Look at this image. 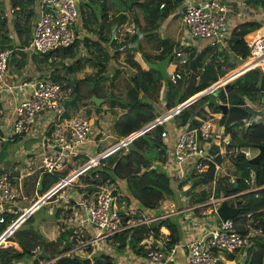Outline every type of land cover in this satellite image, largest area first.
Segmentation results:
<instances>
[{"label": "built area", "instance_id": "2783aa9c", "mask_svg": "<svg viewBox=\"0 0 264 264\" xmlns=\"http://www.w3.org/2000/svg\"><path fill=\"white\" fill-rule=\"evenodd\" d=\"M254 1L260 2L262 0ZM77 2L78 0H37V17L32 26L28 47L40 55H46L47 60L51 63L60 60L61 56L58 48L70 45L76 37L75 23L80 16ZM163 5L164 3L160 6L162 7ZM17 9L14 6L6 10L0 9V16L4 19L11 14H15ZM229 11L230 9L224 0H205L202 2L184 0L180 12L185 26V39H206L207 45L213 49L212 55L217 51H221L222 55L225 50L231 52L229 43L234 28L232 27V17ZM138 30L135 23L129 28L132 34L139 35ZM112 33L113 38H118V35L114 32ZM138 44L137 41L130 40L129 43L124 44L119 50L126 53L129 50L128 52L136 54L139 52L137 49ZM184 45L190 46V43L187 41L183 42L180 47ZM248 45L250 54L241 62L231 52L232 57H235L238 62V66L236 69L234 68L235 71L243 68L245 71L264 65V31L261 34H256L248 42ZM173 51L176 55L175 66L170 70L168 65V79L172 83H178L180 79H185V70L180 65L181 63L184 65L186 62L188 63L191 55L183 48H174ZM10 53V49L0 48V81L6 74ZM204 68L202 66L203 70ZM196 78L198 79L200 76L196 75ZM24 84L30 87L31 90L22 94L20 101L11 111L9 116L11 118L10 125L4 126L0 122V139L14 138L15 136L32 138L39 135L41 139L38 142L43 149L39 163L42 173L55 172L70 166L77 160L89 159L92 155V152L89 153L88 151L90 143L93 142L94 148L97 149L102 139H96L98 131H96L94 119L80 114L72 117L65 114L63 102L64 99L70 98L71 89H62L59 82L46 77L38 78L34 81L24 80ZM222 86V84L218 85L214 89ZM1 105L2 103H0V108ZM249 105L252 106L250 103ZM182 108L184 106L175 111V113ZM254 110L248 117L244 118V126L252 122H264V106ZM165 119L160 120L159 123L165 121ZM212 122V120L203 119L195 115L193 119L184 124L173 123L172 132L174 134L172 136H170L171 132L167 128L161 131V138L167 145V159L163 163V167L174 184L179 185L180 183L189 182V185H182L180 190H178L181 196L186 195V192L192 188L190 186L191 177L204 173L212 163L215 165L213 180L200 186L207 192L209 190L214 191L221 182L225 183L222 179L224 176L220 175V170L223 167L224 160L227 159L226 157H236L239 154H243L245 159H248L255 154L252 153L251 147L229 145L230 136L218 130V127L222 125H218L215 122L213 124ZM156 124L158 123L150 126L147 130ZM129 135L126 138L123 137L124 139L118 137L117 142L111 143L112 146L110 148L127 145L132 139H127V137L132 136V134ZM215 145L218 146L217 151L213 150ZM110 148L103 152L101 157L108 154L111 150ZM216 154L222 156L223 160L221 162L216 160ZM97 157L90 159L87 164H91L101 158ZM245 169H248V175L244 176L242 174L241 177H243V181L248 187L246 190L261 188L262 186L257 185L255 182L256 173L254 168L246 167ZM81 173L83 171L78 169L77 178ZM12 175L16 178L11 172L0 171V223L6 222L7 213L22 216H28L30 213V210L20 205V200L27 198V194L24 191V183L22 182L25 175L17 177L18 182L12 180ZM226 176L228 177L225 184L229 187L240 181H238L236 170L233 173H227ZM117 179L98 186L97 190L92 192L77 190L81 193L79 197L72 193L73 184L69 183L71 181L64 184L61 182L41 196L43 203L62 199V202L56 203V207L71 209L70 214L62 218L65 223H68L69 228L73 229L72 237L76 241L69 250L82 249L89 251V247L93 243H98L101 239L121 233L127 225H131L127 224L131 216L141 212V209L136 210L130 204V201L128 203L125 197L127 195H125L123 189L118 187ZM67 186L68 189H66ZM81 186L85 187V184H81ZM64 189H66V193L68 190L70 193L57 196ZM74 191H76L75 188ZM36 192H38L37 188ZM241 192H231L229 195H222L218 198L214 194L210 195V200L206 204L212 205L211 209L206 208L202 211V214L213 213L216 217L215 222L211 226L202 228L198 233H194L192 228L197 229L200 226L199 221L196 220L197 224L187 226L186 229L191 230L188 232L189 236L182 243V246L184 247L188 264H219L220 261L226 264V253L237 255L243 249V253L246 255V248L253 243L255 236L263 235V229L253 226L250 224L251 221L247 223V229L244 232L238 229L234 218H222L218 215L217 208L220 203L224 199L234 197ZM184 200L188 202L186 197H184ZM201 205L203 204L197 206ZM173 213L179 212L164 213L162 211L158 215L150 217L149 221H152L149 226L157 219ZM126 216L129 217L124 223ZM184 219L187 221L188 216L184 215ZM85 224H90L94 228L93 233L91 232L93 235L89 238H87L83 228ZM143 244L145 259L133 260L127 264L175 263L178 242H173L170 231L168 228L166 230L165 226L160 228L157 235L150 233ZM37 264H52V262L40 259Z\"/></svg>", "mask_w": 264, "mask_h": 264}, {"label": "trees", "instance_id": "16d2710c", "mask_svg": "<svg viewBox=\"0 0 264 264\" xmlns=\"http://www.w3.org/2000/svg\"><path fill=\"white\" fill-rule=\"evenodd\" d=\"M94 1L95 0H86V4H88L92 9L94 6L99 9V13L93 11L90 16H86L84 23L87 27H89V22L92 23L93 20H97L99 18H101L103 24H108V11L109 9L116 8L117 15L114 18H118L119 21H125L127 19V14L125 12L130 11L134 22L142 27L143 30H153L168 17L171 10L178 6L182 0H99L100 3L98 5H94ZM8 2L12 6L18 8L16 12L21 11L22 14L26 13L27 21L34 13L33 8L36 7L37 0H8ZM162 3H164V5L161 7L160 5ZM260 4L264 7V0L260 1ZM118 5L123 6V8L120 9ZM136 7L140 8L143 12V18L145 20L144 25H141L140 18L136 12ZM18 25H20V23L15 24V33L18 37H20L21 31L18 30ZM103 27L104 25H101L99 30ZM113 27L114 24L109 26L110 31ZM261 28L262 22L259 20H246L240 22L234 27L229 46L231 52L239 58L240 62L249 56L250 47L248 42L256 34H261L263 32ZM6 35L7 34H5L4 37H6ZM130 38L134 40L136 36L134 35ZM108 39H110V37ZM125 39L126 41L128 40V38ZM77 40L78 39L75 37L74 41L70 45L59 47V54L75 56V46ZM12 44L13 42L10 40L7 43L8 46H13ZM0 45L2 46V43ZM175 46L176 43L165 37L163 39H159L157 45V47L160 48L159 53L152 55L146 51H141L142 57L144 60L158 61L165 58L171 51H173ZM139 47L140 46L138 44V48ZM119 53V50L114 51L115 59L118 57ZM226 57L225 51L223 52V55L217 51L214 52L212 61L215 64H219L220 62L226 60ZM175 58L176 55L173 54L169 62V67L172 66L174 68ZM124 60L130 67L133 68V72L129 76L131 86L129 85L130 87L127 89L125 96H112L110 103L112 108L118 106L125 109V112L118 115V118L111 127V132L116 134L118 137L128 136L132 132L141 129L147 122L162 114V111L157 109L159 101L151 95L152 91L159 92L164 86L161 73L155 68H144L136 59L135 53L133 52H127ZM189 63L186 62L185 65H189ZM63 68L64 71H60V69L56 67L50 73V78L53 81L59 82L62 89L70 88V97L78 94L83 99L84 96L80 93L81 85L89 80H92V78L83 77L81 79H77L75 77H70L68 72H73L74 68L71 65H64ZM225 72L219 74V76H213V74L209 73V76L213 77L214 79L212 82H215ZM118 74H113L112 76L106 74L97 78V80L94 81V88L90 90V95L87 98H90L92 94L105 97L106 94L104 92L99 94L100 89L103 86H100L101 80L111 78L113 81V79L115 80L117 78ZM212 82L204 80L201 77V81L195 84V89L191 94H182L176 99V101L175 99L169 100L166 92L163 93V102L165 103L164 106L166 107V111L170 110L172 107L173 108L170 111H173L176 109L174 106L189 99L190 96L194 94L196 95L197 92L205 89L211 85ZM217 97L219 101L228 104L229 108L227 114H221L219 118L213 117L212 115H206L207 113L213 114L214 112H220L221 109L216 104L208 103L209 94H205L193 103L182 108L179 112L175 113L172 122H168L166 120L158 123L153 128L134 137L127 145L117 147L112 152L101 157L99 159V163L88 168L79 175L78 181L85 184V187L77 184V190H88V192H92L97 190L98 186L115 181L119 178L126 181L125 190L128 195L125 197L128 203L130 201L129 197L131 196L138 200L141 208L158 209L161 206L162 201L166 198H178L180 192L178 190H180V187L182 185H189V182L180 183L179 185L174 184V182L171 181V177L168 172L163 167V163L167 159V145L161 138V131L168 127L167 129L171 132V134H173V123L184 124L190 119H193L196 114L203 119H209L218 125H222L224 127V134L230 136L229 145H231V141L237 143L246 141L250 143L264 144V122H252L246 126H244L243 123L244 118L248 117L255 111L254 108L249 105V102H256L264 106V67L257 66L251 68L227 81L218 89ZM198 100H204V106L202 107V110L194 111L192 107ZM73 102H76V100ZM89 106L88 110L81 108L77 113L85 117H90L93 110L95 112L101 111L102 104L96 105L95 101L91 100ZM213 150L217 151L218 146L215 145ZM215 158L219 162L223 160L220 154H216ZM244 159L245 157L243 154L232 157L236 166V172H238V163ZM0 171L4 172L2 169ZM68 171L69 169L65 168L55 172L33 174L28 177L31 181V189L36 190L37 183L40 177L43 176V189L41 191L38 190L40 194H43L54 184L64 178ZM214 174L215 165L212 163L204 173L191 177L190 186L196 187L198 185L208 184L213 180ZM255 182L257 185L262 187L256 190H246L248 187L244 183L243 177L240 178V181L236 185L235 189H233L234 184L230 187L228 185L223 186L225 192L228 189H233V191L231 190L233 193L242 191L240 194H237L230 199V204L238 208V212L234 217V220L240 231H246L247 218L251 219L250 224L255 227H261L264 231V157L259 163L258 172L255 176ZM24 185L25 187H28L26 180ZM160 211H158V213H160ZM70 212V208L56 207L53 213V219L58 222V225L61 228H66L68 223H65L62 218L65 215L68 216V213ZM13 217L14 214L12 213L6 214V222L1 223L0 231H2L7 223L12 221ZM128 217L129 216L124 218V223ZM162 226L169 229L173 242L177 243L182 239L183 230L181 220L178 215L172 214L157 219L155 222L150 224L149 230L147 231L153 235H157ZM133 228L135 229L136 227L124 229L121 233L127 235V233ZM70 237V229L67 228L61 232L59 240L61 241L62 239H65L64 243H66V248L59 251L60 254L74 246L75 240ZM141 239V237L132 236V245L134 247L137 246ZM44 243L48 245L51 241L44 240ZM22 247V250H18L14 246L1 245L0 264H10L13 260H19L24 257L26 253L30 255L35 254V252H32L31 248L28 247L27 244L24 243ZM56 255L57 254L53 252L51 257H56ZM40 259L45 258L36 257V261L31 264H37V261ZM105 259V264H111L109 256H105ZM226 259L234 260L235 254L226 253ZM81 260L83 262V258ZM230 262L232 264V261ZM245 262V264H264V233L263 235L255 236L253 243L246 248ZM219 264L224 263L220 261Z\"/></svg>", "mask_w": 264, "mask_h": 264}, {"label": "crops", "instance_id": "0c3cea01", "mask_svg": "<svg viewBox=\"0 0 264 264\" xmlns=\"http://www.w3.org/2000/svg\"><path fill=\"white\" fill-rule=\"evenodd\" d=\"M195 1L196 2H202L205 0H195ZM224 1L226 2V4L228 5V7L230 9L229 14L232 17V27L233 28L236 25H238L240 22H243L246 20H259L262 22V28L261 29L264 31V7L260 4V2L254 1V0H224ZM183 2H184V0H182L181 3L178 6H176L174 9H172L170 14L168 15V17L165 20H163L157 28H155L153 30H143L142 27H140L138 24H136L134 22V20L132 22V20L129 19V13H131L130 11L125 12L128 16L126 20H128L129 23L126 20H125L126 22L125 21L121 22L118 20V18L117 19L114 18V17H116L117 12H115V15H112V13H113L112 9L113 8L109 9V11H108V15H109L108 21H107L108 24H103V21L101 20V18H99L97 20H93L92 23L89 22V27H87L84 23L86 16H88V15L90 16L93 11L99 13V9L96 6H94V8L92 9L91 7L88 6V4H85V6L82 7L81 6V0H78L77 5L81 6V10H79V12L80 11L81 12H80L79 18L77 19V21L75 23L76 38L78 39L76 46H75V56H69V55H65V54L60 55L61 59L66 62L64 65H71L74 68L73 72H68V75L70 76V73H72V77H75L77 79H81L83 77H91L92 80L85 82V83L89 84L90 82L96 81L97 78H99L102 75L107 74L109 76H112L113 74L123 73L122 70L117 68V67L121 66L120 63H118V61L122 62V60L119 59L120 54H123L125 52L124 51L121 52L119 49H120V47L124 46V44L129 43V41L131 40L130 37L135 35L136 38L134 40L137 41L139 43V46H140L139 48H137V49H140V50H138L139 54L136 53L135 57L137 60L140 61V63H141V57H142L141 51H146L152 55L159 53L160 48L157 47L159 39H163V38L167 37L171 41L176 43L175 48H183L188 53H190V55H191V58H192V60L190 59L191 62L189 60V62H190V63L188 62L189 65H186V68H184V70H185V81L190 80L192 73H193L194 77L196 78L197 73L195 71V67H197V65H198V62H197V61H199L198 59L200 57H202L207 50L211 49V51H212L213 49L211 46L207 45L206 39H199V38L185 39V29L182 25V23H183L182 14L180 12V8L183 5ZM99 3H100L99 0L94 1V5H98ZM11 6L12 5L8 2V0H0V9L6 10ZM136 12L138 13V16L140 18L141 25H144L145 20L143 18L142 10L140 8L136 7ZM20 16H22L21 19H19ZM6 18L3 19L0 16V25L2 24V28L0 26V44L2 43V46L0 45V48H8L10 50L21 49V50L29 51L30 48L28 47V45H29V41L31 38L32 26H33L34 21L36 20V17L34 20H32V24H31L30 28L26 27V26L24 27V25L22 23L23 14L20 11L16 12L15 16L9 15ZM16 23L17 24L20 23V25H18V30L21 31L20 37H18V35L15 33L16 32V28H15ZM115 23H116L117 28L115 26ZM133 23H135L137 25V27L139 29L138 30L139 35L132 34V32L129 31V28L132 27ZM113 24H114V27L110 31L109 26L113 25ZM101 25H104V27L99 30ZM122 28H124V30H125L124 34L122 32ZM112 32H114L116 35H118V38H116V39L113 38ZM5 34H7L6 37H4ZM109 37H110V39H108ZM125 38H128V40L126 41ZM152 38H154V40H155V44H154L155 52H150L149 51L150 49L147 50L145 47L146 45L150 46V43H151L150 40ZM9 40L13 42V44H12L13 46L7 45ZM186 41L190 43V46L184 45L183 47H180L181 44L183 42H186ZM87 42H88V44H87ZM118 50L120 53H119L118 57L115 59L114 51H118ZM225 52H226V50H225ZM221 54H222V52H221ZM231 60L237 62L235 60V57H232ZM59 66H60V64L56 65L51 70V72L56 67H58L60 69V71L64 69L63 66L62 67H59ZM113 69H115V70H113ZM131 69H132V67H131ZM120 74H118L117 77L120 78ZM45 77L50 78V73H48L47 75H43L40 72H37V73L34 72V76H30L28 73H26V74L18 77L17 80L13 81L10 84H8L6 82L2 83V82H4L3 79L0 81V103H2L1 108H0V113H1L0 114V122L4 126L10 125V123H11V118L9 117L10 113L14 109V107L18 104V102L20 101L22 94L24 92H28L31 90L30 87H28L27 85L24 84V80L34 81L38 78L40 79V78H45ZM105 79H109V78H105ZM105 79L101 80L100 86L103 85V82H105ZM129 83H130V80H129ZM88 88H89V90L93 89L94 88L93 84H92V86L88 85ZM102 93H103V91L100 90L99 94H102ZM87 97H89V96H87ZM87 97L84 96L83 101H82L83 105L80 103L78 110H80L81 108L84 110H88V108L90 107L89 106L90 103H88V102L86 103V100H84ZM89 99H91V96ZM194 101L195 100L188 103L186 106L193 103ZM249 103L253 106L252 102H249ZM124 112L125 111H119V113L114 116L112 125L115 122V120L118 118V115H120ZM165 112L162 111L161 116ZM92 113H95V114L98 113L95 116L97 118V116L101 112L99 113V112H95L93 110L91 112V116H92ZM166 114H164V116ZM174 115H175V113H173L172 115L167 117V119H165V121L167 120L169 122L170 119L173 120ZM206 115H208V114H206ZM210 115H213V114H210ZM93 117L94 116H92L91 118L94 119ZM218 130L220 132H223L224 127L219 126ZM173 134H171L170 136H172ZM40 139H41V137L39 135L36 137H32V138H24V137L15 136L14 138H7V139L2 138V139H0V145L4 141H10V142L22 144L25 146V151H24V156H23L22 161L18 162L16 165L9 168V172L13 173L16 178L21 176V175H25L28 178L33 174H41L42 173V170L39 168L40 154H41V152H43L41 144L38 142ZM171 139H173V138L171 137ZM100 145H101V142L99 143V147L97 149H95L94 143L91 142L90 143V149L88 150L89 153L92 152L91 157L87 160L75 161L74 163H72L71 167L69 168V171L70 172L76 171V173H75V176H76L78 169H80V171L82 170L84 172L88 169V167H92V166H94V164L96 165L99 162V159L93 161L92 162V163H94L93 165L87 164V163L89 162L90 159L92 160V158H94L96 155L98 156L99 153H101V155H102L103 151L105 149H108L112 146L110 144L108 147H106L104 149H100ZM250 149H251L252 153H255L256 150H254L253 148H250ZM0 151H1V149H0ZM80 162H82V163L80 165H78ZM225 162H228V158L224 160V164H225ZM2 164H3V162L0 161V166H2ZM28 164H31V165L28 166ZM224 172H226V171H223L222 174H220V175L224 176L222 179L226 183V179L228 176H226V174H223ZM78 179H79V176H78V178L76 176L74 179V182H72V184H73L72 185V187H73L72 193L76 194L77 197H79L81 195V193L79 191H77L76 186H78L77 184H79V185L82 184L80 181H78ZM225 183L221 182L222 187L226 185ZM117 184H118V187L120 189H123L125 191V195H128L126 193V190H125L126 181L124 179H117ZM74 188L76 189V191H74ZM66 189L63 192L58 193L57 196L67 195L68 192L70 193L69 190L66 193ZM223 189H224V187H223ZM34 191H35V196H33L32 199L26 200L28 198V196H27L26 199L20 200V202H21L20 205L23 207H26L28 210H30L29 215L28 216L27 215L22 216L19 214H14L12 221L10 223H7L6 226L2 229V231H0V246L1 245H3V246H14L16 249L22 250L23 249L22 246L25 243V244H27L28 247L31 248L32 252H35V254L33 255L35 258L39 257L38 252H40L41 249H44L45 252L50 255V257H43V258H45V260H50L52 262V264H54L56 258L51 257L52 253H50V251H48V249L46 247L42 246V244H41V242H39V240H34L31 242H29L27 240L22 241L19 238H16L14 236V233H13L15 228L17 226H19L26 219L31 218L32 214L35 212V210H37L38 207L43 203L40 193L36 192V190H34ZM206 194H207V191L205 189H203L202 187H199V186L192 187L191 189H189L186 192V195H184V196H181V193L179 192L178 198H176V199L170 198V197L166 198L165 200L162 201L161 206L158 209H154V210L153 209H144V210H147L148 212L146 214L142 213L143 214L142 218H140L139 213H135L133 216H131L130 220L127 222V224H131V225H127V227L125 229H128V228L130 229L132 227H138L141 224L149 225V223L152 221V220L149 221V218L158 215L159 214L158 211H160V210H162L164 213L179 212V213H173V214H176L180 217L181 225L183 228V231H182L183 237L178 242V252H177L176 261L174 264H188L187 258L185 255V250H184V247L182 246V243L184 241H186V239L189 236L188 232L191 230V229H189V230L186 229L187 226L191 225V224H197L196 220L199 221L200 226H198L197 229L192 228V231L194 233H198L202 228H204L206 226H211L215 222V219H216V217L213 213L208 214V215L202 214L203 210H205L206 208L211 209V206H212V205L206 204L210 200V198L207 200L203 199ZM222 195H225V191H223ZM184 197H186L188 202H186L184 200ZM231 198L228 199L229 203H230ZM129 199H130L131 205H133L134 207L135 206L140 207L137 199H135L131 196L129 197ZM27 201L30 202L29 205L25 204ZM165 201L168 205L167 204L164 205ZM60 202H62V199L60 200ZM199 204H203V205L197 206ZM162 211H160V213ZM180 211H182V212H180ZM141 212H142V210H141ZM69 214L70 213H68V215ZM184 215L188 216L187 221L184 219ZM48 220L43 219V222H46ZM200 221H202V222H200ZM250 221H251V219H248V218L246 219L247 223ZM0 225H1V223H0ZM69 227L70 226H66V228L59 227V230H57V232L54 235H53V233H50V236L47 234V232L49 231L47 228H49V227H47V228L44 227L45 229H43L42 232L45 234V236H47L46 238L49 239V241H51V243L48 244L50 249H54L53 243L60 241L59 236H60L61 232L67 228L71 230V237L70 238L74 239L72 237L73 229L69 228ZM83 228H84V231L86 233L87 238H89L93 235L92 233L94 231V228L90 224H85L83 226ZM49 229H51V228H49ZM166 230H167V228H166ZM134 234H135V232H134V228H133L127 233V235H124V233H118V234H115L111 237L101 239L100 241H98V243L97 242L93 243V245L89 247V251L88 250H82V249H74V250L68 249L66 252L67 253L82 252L81 256H83L84 258H86V257L90 258L89 264H94L93 259H92V255H94V254H97V260L101 261L103 264L106 263L105 256L110 257L111 264H127L133 260H144L145 256L143 255L144 254L143 242L149 237L150 233L146 229L143 230V235L141 237L142 239H141V241L138 242V245L135 247L132 245V242H131V237L134 236ZM64 240L65 239H62L61 242L64 243ZM117 250L124 251V254L121 255L120 253L117 252ZM238 254L239 255H245L243 253H238ZM35 261H36V259L34 261H32V263ZM231 261L233 262V260H231ZM230 263L231 262L229 260L226 261V264H230ZM10 264H27V263L23 260V257H22L19 260H13ZM234 264H235V262H234Z\"/></svg>", "mask_w": 264, "mask_h": 264}, {"label": "rangeland", "instance_id": "374dc122", "mask_svg": "<svg viewBox=\"0 0 264 264\" xmlns=\"http://www.w3.org/2000/svg\"><path fill=\"white\" fill-rule=\"evenodd\" d=\"M85 4H86V0H81V6L84 7ZM81 6H78L79 10H81ZM118 7L120 9L123 8V6H119V5H118ZM33 9H34V13H33L32 16H30V18L27 21H26V13L23 14L22 23H23L24 27L25 26H28V27L31 26L32 20H34L35 17H37V3H36V7H34ZM112 10H113L112 15H115V12H116L117 9L114 8ZM21 18H22V16H20L19 19H21ZM129 19L132 20V22H133L132 13H129ZM126 21H128V20H126ZM128 23H129V21H128ZM182 25L185 28L183 23H182ZM0 26L2 28V24ZM122 32H123V34L125 33L124 28H122ZM131 40H133V39H131ZM150 42H151L150 46L146 45L145 47H146L147 50L150 49L149 50L150 52H155V49H154L155 40H154V38H152L150 40ZM125 56H126V52L123 53V54H120V56H119V59L122 60V62L118 61V63H120L121 66H119L117 68L121 69L122 72H123V73L120 74V78L117 77L113 81H112L111 78L105 79V82H103V87H101V89H100L101 91H103L106 94L105 97H104L105 99L101 102V104H102L101 111H100L101 113L99 112L100 114L97 116V118L95 116L98 113H96V114L92 113V116H94L93 118L95 119L94 120V125L96 127V131H98V133L96 134V139H98V138L102 139L101 140L100 149H104V148L108 147L111 143L117 142L118 136H116V134L111 132L112 122H113L114 116L117 115L119 113V111H125V109L120 108L118 106H116L115 108H112L110 103H111V97L112 96H125L127 89L131 86V81L129 83L128 79H129L130 74L133 72V68L131 69L129 64H127L125 62V60H124ZM226 56H227L226 60L222 61L220 64H217V63L215 64L212 61L213 55H212L211 49L207 50L205 52V54L198 59L199 60V61H197L198 65H197V67H195V71L197 73L196 75H199L200 78H198V79L195 78L193 73H192L191 74V78L188 81H185V79H180L178 83H172V82H170L169 79H163L164 86L162 87V89L159 92L158 91H152L151 92V95L156 100L159 101V103L157 105V109L159 111H163V112L166 111V107L164 106L165 103L163 102V93L166 92L167 97L169 98V100L175 99V101H176V99L182 94L183 95L191 94L194 91V89H195V84L201 81V77L204 80H208L209 82H212V80L214 78L210 77L209 73L213 74V76H219V74H222L223 72L226 71L223 75H221L219 77L218 80H216L215 82L211 83V85H214V87L212 89L217 87L216 84L220 83L222 81V79L226 75L231 73V71H234V68L236 69V67L238 66V62H235V61L231 60L232 59V53L229 50H226ZM206 62H207V64H205ZM65 63L66 62L63 61L62 59L51 63V62H49L47 60V56L46 55H40V54L34 52L31 49H29V51H25V50H21V49L11 50V54H10V57H9V60H8V68L6 70V74L3 77V81L4 82H2V83L6 82V83L10 84L13 81L17 80L18 77H20L21 75H24L26 73H28L30 76H34V72H36V73L40 72L43 75H47L48 73H51V70L56 65L60 64L59 67H62V66H64ZM141 63H142V66L144 68H149L147 66V64L145 63L143 57H141ZM180 66L182 68H186V65H184L183 63H181ZM202 66L205 67V70L202 69ZM172 68H173L172 66L169 67L170 70ZM113 70H115V69H113ZM70 77H72V73H70ZM225 83H226V81L225 82H221L222 85H224ZM92 84L94 86V82H90L89 84L88 83H83L81 85L80 93L82 95H84L85 97L89 96L90 90L88 88V85L92 86ZM221 84H219V85H221ZM218 88H216V89H218ZM102 89H104V90H102ZM197 93H199V92H197ZM194 95H192V96H194ZM192 96H190V97H192ZM84 100H86V103L87 102L90 103V101H91V99H89V98H86ZM82 101H83V99L80 97V99L76 100V102H72L67 108H65V114L67 116H69V117H72V116L76 115L80 103L83 105ZM204 103H205L204 100H200V101L198 100L194 104L192 109L194 111H200V110H202V107L204 106ZM252 104H253L252 107L254 109L263 108V106L260 105L259 103L252 102ZM170 110H168V111H170ZM168 111H166L164 114H166ZM172 114H170V115H172ZM207 114H208V116H210V114H212V113H210V114L207 113ZM221 114H222L221 111L220 112H214L212 116L216 117V118H219L221 116ZM170 115H168V116H170ZM92 116H90V117H92ZM155 119H157V118H155ZM155 119L147 122L146 124L143 125V127H146V126L148 127V125H151L152 121H154ZM169 122H172V120L170 119ZM136 131H138V130H136ZM136 131L132 132L131 134L135 133ZM124 138H121V139H124ZM0 149H1V151H0V161L3 162V164H2L3 167L0 166V170L2 169L4 172L9 173V168L10 167H13L18 162L22 161L23 156H24L25 146L22 145V144L13 143V142H10V141H4L0 145ZM106 150L107 149H105L103 152H105ZM256 151H255V153H256ZM99 154H101V153H99ZM226 158H228V162H225V164L223 165L222 169L220 170V174H222L223 171H226L223 174H227V173H233L236 170V166L234 164V161L232 160V157L228 156ZM81 163L82 162H80L78 165H80ZM71 165L72 164H70L69 167H65V168L69 169L71 167ZM65 168H63V169H65ZM75 173H76V171H74V172L68 171L66 173V175L64 176V178H62L59 182L54 184L49 190L53 189L56 185H58L61 182H62V184H64L65 182L71 181V182H69L71 184L72 182H74ZM243 175L244 176L248 175V169H244ZM11 177L13 178V180L15 182H18V179L14 178L13 175ZM25 180L28 183V187H25V185H24V188H25L24 191H25V194H27V196H28V198L26 200H29V199H32L33 196H35V191L31 189V184H30L31 181L29 180V178H27V176L23 177L22 182L24 183ZM198 186L200 187L201 185H198ZM67 189H68V186H67ZM48 191H46V192H44L43 194H40V195L43 196ZM223 191H224V189H223L222 185L217 186L214 189V191L209 190V192H207V194L204 196L203 199L204 200L209 199L210 195H212V194H214V196H216V197H219V196L222 195ZM62 192H63V190H62ZM59 202H60V200H58V201L53 200L52 202H45V203L41 204L38 207V209L35 210V212L32 214L31 218L26 219L19 226H17L15 228V230L13 232L14 236L16 238H19L22 241L27 240V241L31 242V241H34V240H39V242H42L41 243L42 246L46 247L48 249V251H50V253L54 252L55 254H57L56 257H55L56 258L55 259V263L56 264H84L82 262V260H81L82 258H84L83 256H81L82 252H79V253H75V252L67 253L66 251H64L61 254L59 253V251H61L64 248H66V243H62L61 241L54 242L53 243L54 249H50V247L47 244L44 243V240H48L49 241V239L46 238L47 236H45V234L42 232V230L45 229L44 227L51 228V229L47 228L49 230L47 232V234L49 236H50V233H53V235H54L57 232V230H59L60 226L58 225V222L55 219H53V213H54V211L56 209V203H59ZM25 204L29 205L30 202L27 201ZM165 204H167L166 201H165L164 205ZM21 207H23V206H21ZM135 209L136 210L137 209H141L142 210V212H139L140 218H142V213L146 214L148 212L147 210H144V209H142V208H140L138 206H135ZM43 219H45V220L49 219V220L46 221V222H43ZM147 228H149V225H147V224L139 225L138 227H136L134 229V232H135L134 236L135 237H142L143 230H145V229L148 230ZM117 252L120 253L121 255L124 254V251H122V250H117ZM243 252H244V250L242 249L241 253H243ZM243 254H245V253H243ZM34 258L35 257L33 255H30V254L26 253L24 255V257H23V260L27 264H31L32 261H34L36 259V258L35 259ZM92 259H93V263L94 264L95 263L103 264L101 261L97 260V254L92 255ZM245 259H246V255H239V254L235 255V259L233 260L232 264H234V262H235V264H245L246 263ZM229 261H231V260H229Z\"/></svg>", "mask_w": 264, "mask_h": 264}, {"label": "water", "instance_id": "95a60500", "mask_svg": "<svg viewBox=\"0 0 264 264\" xmlns=\"http://www.w3.org/2000/svg\"><path fill=\"white\" fill-rule=\"evenodd\" d=\"M219 53L221 54V51ZM173 54H174V51H171L165 58H163L161 60H158V61L144 60V61H145V63L147 64V66L149 68L157 69L161 73L163 79H168V65H169L170 59L172 58ZM245 71H247V70H245ZM245 71H244V68L240 69V70L238 69L236 71L234 70L231 73H229L228 75H226L222 79L221 82H225V81L227 82L228 80H231L232 78L242 74ZM221 82L216 84V86L221 84ZM213 87H214V85H210V86L206 87L205 89H203L201 92H199L196 95H194V96L190 97L189 99L185 100L180 105H176L175 106L176 109H174L173 111H170L165 116L162 115V116L157 117V119L152 121L151 125H148V127L147 126L143 127L138 132L133 133L132 136L136 137V136H138L139 133H143V131H147V128H149L150 126L154 125L155 123H159L160 120H164L168 115L172 114L173 112L175 113V111L180 109L182 106L187 105L188 103L192 102L193 100L199 99L200 97L204 96L205 94H209L208 103H213V104L218 105L220 107V109H221L222 114H227L228 108H229L228 104L224 103V102H221V101H219L217 99L218 98L217 94H218V89L219 88L211 90ZM208 91H210V92L208 93ZM79 99H80V96L78 94H75L71 98L64 99V102H63L64 103V107L67 108L73 101L79 100ZM91 100L95 101L96 105H100L101 102L104 100V98L103 97H99L96 94H92L91 95ZM132 136L131 137H127V139H129V138L133 139ZM231 144L232 145L245 146V147H251V148L257 150L256 153L251 158L245 159V160H243V161L238 163V172H237L238 181L240 180V177L242 176L243 171H244V169L246 167L254 168L255 173H257L258 172L259 163H260L261 159L264 157V144L250 143V142H246V141H243V142H240V143L231 141ZM116 148H117V146L112 148L110 151H112V150H114ZM101 156L102 155L99 154L97 158H99ZM42 182H43V176H41L39 181H38L37 189L40 190V191L43 189ZM237 184H238V182L235 183L233 189H235ZM233 189H228L225 192V195H229L233 191ZM237 212H238V208L233 206V205H231L229 203L228 199H224L220 203L218 208H217V213L222 218H234L236 216ZM38 256L39 257H50V255L48 253H46L44 249H41V251L38 252ZM83 262L85 264H89L90 258L89 257L84 258Z\"/></svg>", "mask_w": 264, "mask_h": 264}, {"label": "clouds", "instance_id": "9594fccd", "mask_svg": "<svg viewBox=\"0 0 264 264\" xmlns=\"http://www.w3.org/2000/svg\"><path fill=\"white\" fill-rule=\"evenodd\" d=\"M70 98H71V97H70ZM119 138H123V137H119ZM125 138H126V136H125ZM113 148H114V147H113ZM110 149H112V148H110ZM112 151H113V150H112ZM112 151H110V152H112ZM110 152H109V153H110ZM98 155H99V154H98Z\"/></svg>", "mask_w": 264, "mask_h": 264}, {"label": "bare ground", "instance_id": "6f19581e", "mask_svg": "<svg viewBox=\"0 0 264 264\" xmlns=\"http://www.w3.org/2000/svg\"><path fill=\"white\" fill-rule=\"evenodd\" d=\"M262 67H264V65H262Z\"/></svg>", "mask_w": 264, "mask_h": 264}]
</instances>
